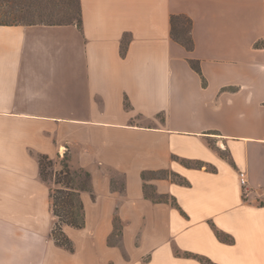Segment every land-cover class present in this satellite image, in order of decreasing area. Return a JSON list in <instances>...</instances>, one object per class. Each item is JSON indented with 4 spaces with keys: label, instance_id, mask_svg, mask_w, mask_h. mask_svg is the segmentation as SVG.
Here are the masks:
<instances>
[{
    "label": "crops",
    "instance_id": "crops-1",
    "mask_svg": "<svg viewBox=\"0 0 264 264\" xmlns=\"http://www.w3.org/2000/svg\"><path fill=\"white\" fill-rule=\"evenodd\" d=\"M78 2L80 27L0 25V264H264V0ZM65 151L94 195L72 250L38 160Z\"/></svg>",
    "mask_w": 264,
    "mask_h": 264
},
{
    "label": "trees",
    "instance_id": "trees-1",
    "mask_svg": "<svg viewBox=\"0 0 264 264\" xmlns=\"http://www.w3.org/2000/svg\"><path fill=\"white\" fill-rule=\"evenodd\" d=\"M77 9L78 17L68 23H76L80 27V10L79 2L77 0ZM183 20L186 21L187 26L184 25ZM34 24V23H30ZM62 24V23H60ZM67 24V23H65ZM0 25H14L13 23H8L5 21H0ZM52 25V24H49ZM190 27L191 21L188 17L184 15H172L170 17V33L174 40L182 43L187 49L192 47V39L190 36ZM180 34L187 35L185 41L180 39ZM122 54L125 52V48L122 45L121 47ZM192 67L199 72V66L197 62H191ZM39 167H40V176L43 181L48 182V175L45 172L46 166L53 165L54 161L49 159L46 155L39 156ZM60 163V170L53 173L54 184L56 188H50V208L55 221L52 227V237L55 240L56 244L72 250V242L63 232V226L67 225L73 228H82L85 224V212L84 204L81 199L82 192H89L91 197V179L89 172L79 168L72 169L69 165V157L67 152L64 153ZM189 165L188 163H186ZM197 166H201V163H196ZM216 235L219 239L225 242H230L231 239L222 234L220 231L216 230ZM187 257H193L199 260L202 264H214L209 259L194 255L191 253L184 254Z\"/></svg>",
    "mask_w": 264,
    "mask_h": 264
},
{
    "label": "rangeland",
    "instance_id": "rangeland-1",
    "mask_svg": "<svg viewBox=\"0 0 264 264\" xmlns=\"http://www.w3.org/2000/svg\"><path fill=\"white\" fill-rule=\"evenodd\" d=\"M77 17V0H0V21L8 23L65 24ZM183 23L187 26L185 20H183ZM186 38V34H180L181 40L185 41ZM61 158L62 156H59V158L54 160L53 165L46 166L45 172L48 175L47 183L50 188L57 187L54 184L53 173L60 170L61 167L59 161ZM54 221L55 218L53 223ZM69 227L70 226H67V228ZM119 234L120 223L115 221L109 243H117Z\"/></svg>",
    "mask_w": 264,
    "mask_h": 264
},
{
    "label": "built area",
    "instance_id": "built-area-1",
    "mask_svg": "<svg viewBox=\"0 0 264 264\" xmlns=\"http://www.w3.org/2000/svg\"><path fill=\"white\" fill-rule=\"evenodd\" d=\"M239 180L240 184L242 185L244 191H245V186L247 184V179H246V174L244 172H239Z\"/></svg>",
    "mask_w": 264,
    "mask_h": 264
}]
</instances>
